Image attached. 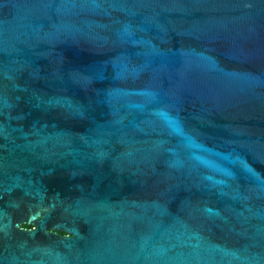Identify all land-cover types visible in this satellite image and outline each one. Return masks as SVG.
<instances>
[{
    "label": "water",
    "instance_id": "95a60500",
    "mask_svg": "<svg viewBox=\"0 0 264 264\" xmlns=\"http://www.w3.org/2000/svg\"><path fill=\"white\" fill-rule=\"evenodd\" d=\"M0 264H264V0H0Z\"/></svg>",
    "mask_w": 264,
    "mask_h": 264
},
{
    "label": "flooded vegetation",
    "instance_id": "af4514ba",
    "mask_svg": "<svg viewBox=\"0 0 264 264\" xmlns=\"http://www.w3.org/2000/svg\"><path fill=\"white\" fill-rule=\"evenodd\" d=\"M26 225L27 226H25V225H22V226L25 227V228H34L35 227L34 225H30V224H26ZM59 233L65 235V232H63V231H60Z\"/></svg>",
    "mask_w": 264,
    "mask_h": 264
},
{
    "label": "trees",
    "instance_id": "16d2710c",
    "mask_svg": "<svg viewBox=\"0 0 264 264\" xmlns=\"http://www.w3.org/2000/svg\"><path fill=\"white\" fill-rule=\"evenodd\" d=\"M25 226H27L26 224H24ZM29 226V225H28Z\"/></svg>",
    "mask_w": 264,
    "mask_h": 264
}]
</instances>
